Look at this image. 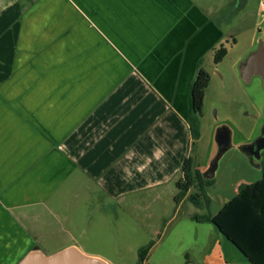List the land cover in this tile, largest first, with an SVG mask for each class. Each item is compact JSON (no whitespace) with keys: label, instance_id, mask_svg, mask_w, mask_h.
Wrapping results in <instances>:
<instances>
[{"label":"crops","instance_id":"0c3cea01","mask_svg":"<svg viewBox=\"0 0 264 264\" xmlns=\"http://www.w3.org/2000/svg\"><path fill=\"white\" fill-rule=\"evenodd\" d=\"M250 3L0 0V264L33 249L87 253L106 227L121 231L126 202L168 224L198 213L199 189L175 200L186 159L204 173L191 89L249 33ZM213 228L233 259L204 264H252Z\"/></svg>","mask_w":264,"mask_h":264},{"label":"rangeland","instance_id":"374dc122","mask_svg":"<svg viewBox=\"0 0 264 264\" xmlns=\"http://www.w3.org/2000/svg\"><path fill=\"white\" fill-rule=\"evenodd\" d=\"M256 6L257 1L251 0L244 18L243 27H248L249 33L242 37L233 34L238 45L220 64L208 62L211 81L200 117L201 137L194 158L202 166L203 174H209L214 164L217 167L214 184L206 188L211 203L209 208L198 211L201 215L217 213L238 194L241 184L254 183L263 177L264 150L260 160H252L245 149L264 135V81L254 76L246 83L239 69L240 63L258 48L259 42L264 43V13ZM255 28L257 40L252 46L250 37ZM232 38L228 40L231 46L235 44ZM224 128L230 131V146L221 155L218 135ZM125 204L126 208L121 211V231L106 227L94 241L85 244L89 255L82 251L84 254L100 257L109 264H138L140 250L157 242L144 264H204L205 260H219V254L233 259L228 246L216 240L213 223H198L188 216L191 206L185 216L168 224L171 217L164 223L161 218H149L145 211H133L130 207L133 205ZM14 252L21 251L16 243H11V253Z\"/></svg>","mask_w":264,"mask_h":264},{"label":"trees","instance_id":"16d2710c","mask_svg":"<svg viewBox=\"0 0 264 264\" xmlns=\"http://www.w3.org/2000/svg\"><path fill=\"white\" fill-rule=\"evenodd\" d=\"M228 50L221 47L215 55V63L219 64L227 56ZM211 75L200 68L191 89L192 115L189 125L195 140L200 139V117L202 115L207 88ZM229 131V129L224 128ZM230 133V131H229ZM221 155L225 150H220ZM217 164L210 172L216 170ZM184 177L177 183L179 193L175 200L180 203L191 188L199 192L189 198V202L198 210L209 208L211 199L206 188L214 184V179L194 168L191 158L186 159L183 167ZM191 219L198 223H213L220 232L232 242L237 249L252 263L264 264V173L262 179L254 183H244L238 188V194L225 203L219 212L212 216L195 213ZM154 242L143 247L139 252V263L144 264Z\"/></svg>","mask_w":264,"mask_h":264},{"label":"water","instance_id":"95a60500","mask_svg":"<svg viewBox=\"0 0 264 264\" xmlns=\"http://www.w3.org/2000/svg\"><path fill=\"white\" fill-rule=\"evenodd\" d=\"M242 79L249 83L254 76L262 77L264 81V43L259 42L258 48L253 51L239 66ZM228 142L223 143L218 135L221 150H227L230 146V134ZM206 177L213 173L205 174ZM192 214V213H189ZM18 264H109L107 261L96 256H88L79 248L72 246L57 253L47 255L39 249L28 252Z\"/></svg>","mask_w":264,"mask_h":264},{"label":"flooded vegetation","instance_id":"af4514ba","mask_svg":"<svg viewBox=\"0 0 264 264\" xmlns=\"http://www.w3.org/2000/svg\"><path fill=\"white\" fill-rule=\"evenodd\" d=\"M229 131L226 129H222L219 133L221 140L223 143H227L229 140L227 136H229ZM264 150V135L262 138L258 140L256 143H252L249 147L245 149V153L252 158V160H260L261 153Z\"/></svg>","mask_w":264,"mask_h":264},{"label":"built area","instance_id":"2783aa9c","mask_svg":"<svg viewBox=\"0 0 264 264\" xmlns=\"http://www.w3.org/2000/svg\"><path fill=\"white\" fill-rule=\"evenodd\" d=\"M260 7H261V9L264 11V0H261V2H260Z\"/></svg>","mask_w":264,"mask_h":264}]
</instances>
